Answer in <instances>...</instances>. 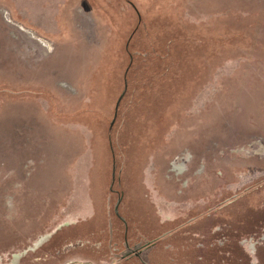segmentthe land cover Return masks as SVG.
I'll use <instances>...</instances> for the list:
<instances>
[{
  "label": "rangeland",
  "instance_id": "374dc122",
  "mask_svg": "<svg viewBox=\"0 0 264 264\" xmlns=\"http://www.w3.org/2000/svg\"><path fill=\"white\" fill-rule=\"evenodd\" d=\"M259 244L264 0H0V264H264Z\"/></svg>",
  "mask_w": 264,
  "mask_h": 264
},
{
  "label": "flooded vegetation",
  "instance_id": "af4514ba",
  "mask_svg": "<svg viewBox=\"0 0 264 264\" xmlns=\"http://www.w3.org/2000/svg\"><path fill=\"white\" fill-rule=\"evenodd\" d=\"M80 12H82V10H79ZM7 19H9L10 21H12L14 24H16V26H18V30H20V31H22L21 30V28H26L25 26H23L21 23H19V22H16L15 20H13L11 17H7ZM21 27V28H20ZM26 29H28V30H30L29 28H26ZM24 32V31H23ZM34 34V33H33ZM35 35V34H34ZM37 36V35H36ZM39 37V36H38ZM39 45V44H38ZM48 51V50H47ZM66 86V85H65ZM184 158H186V159H189L190 158V156H188L187 154H186V156L184 157ZM184 163H182V162H176V160L173 162V163H170V169L168 170V171H170V172H175V173H181L182 171H183V169H184ZM198 172H200V170H198ZM29 248H31V247H29ZM18 255H17V253H15L14 254V257H17Z\"/></svg>",
  "mask_w": 264,
  "mask_h": 264
},
{
  "label": "bare ground",
  "instance_id": "6f19581e",
  "mask_svg": "<svg viewBox=\"0 0 264 264\" xmlns=\"http://www.w3.org/2000/svg\"><path fill=\"white\" fill-rule=\"evenodd\" d=\"M4 11H7V10L5 9ZM4 11H3V13H4ZM4 17H5V19H6V22H9V21H10L9 19H7V17H9V16L4 15ZM10 22L12 23V21H10ZM16 27L18 28V26H16ZM24 33L27 34V35H31L30 37H31L32 39H34L35 41H37V43H38L41 47H43V48L45 47V49H47L49 46L51 47V45H50V43H49L48 40H46V39H44V38H42V37L35 36V35L33 34L32 31L29 32V31H27V30H24ZM176 159H177V158H175L174 160H172L170 163H173ZM183 171H184V169H183ZM183 171H182V172H183ZM176 174H178V173H176Z\"/></svg>",
  "mask_w": 264,
  "mask_h": 264
},
{
  "label": "crops",
  "instance_id": "0c3cea01",
  "mask_svg": "<svg viewBox=\"0 0 264 264\" xmlns=\"http://www.w3.org/2000/svg\"><path fill=\"white\" fill-rule=\"evenodd\" d=\"M4 9V8H3ZM74 16H75V13H74ZM16 30V29H15ZM16 31H18V30H16ZM19 32V31H18ZM30 39V38H29ZM45 39V38H44ZM64 82V81H63ZM177 156V155H176ZM66 225H68V224H66ZM262 244V243H261ZM261 244H259V245H257V247H256V249H255V251H253V253H252V255L250 256V257H264V252L263 253H261L260 252V248H262V245Z\"/></svg>",
  "mask_w": 264,
  "mask_h": 264
}]
</instances>
